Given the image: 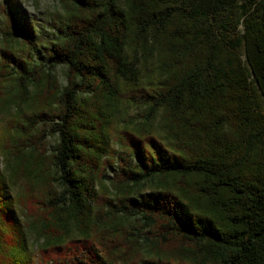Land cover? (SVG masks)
Segmentation results:
<instances>
[{
	"label": "trees",
	"instance_id": "1",
	"mask_svg": "<svg viewBox=\"0 0 264 264\" xmlns=\"http://www.w3.org/2000/svg\"><path fill=\"white\" fill-rule=\"evenodd\" d=\"M52 1L0 4V264H264V0Z\"/></svg>",
	"mask_w": 264,
	"mask_h": 264
},
{
	"label": "rangeland",
	"instance_id": "2",
	"mask_svg": "<svg viewBox=\"0 0 264 264\" xmlns=\"http://www.w3.org/2000/svg\"><path fill=\"white\" fill-rule=\"evenodd\" d=\"M0 0V4H1ZM21 6L26 14L27 19L37 23L38 26L43 25L48 18L49 13H51L55 8V3L52 0H19ZM60 84H64L65 77L64 71L61 68L55 70ZM50 145L53 144L52 139H48ZM144 190H149L151 187L149 184L145 185Z\"/></svg>",
	"mask_w": 264,
	"mask_h": 264
}]
</instances>
